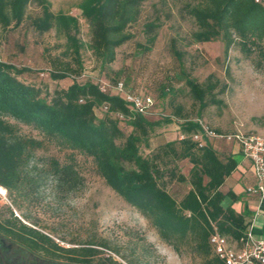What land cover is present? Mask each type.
I'll use <instances>...</instances> for the list:
<instances>
[{"label": "rangeland", "instance_id": "1", "mask_svg": "<svg viewBox=\"0 0 264 264\" xmlns=\"http://www.w3.org/2000/svg\"><path fill=\"white\" fill-rule=\"evenodd\" d=\"M85 1L33 0L20 26L0 25V62L21 70L18 79L39 88L47 100L74 82L101 81L111 86L122 81L128 92L152 97L154 108L145 116L158 123L149 141L140 144L145 156L167 141L182 138L181 124L188 119H199L219 132L264 133V68L256 66V56L245 57L238 46L225 56L221 40L196 43L192 35L197 27L183 11L185 0H146L129 29L133 40L117 50L116 61L107 67L91 48L90 20L82 9ZM51 17L56 26L50 31L40 32L34 26ZM79 63V76L52 78V73L63 72L65 64L78 68ZM187 79L213 85L209 98L222 103L202 107ZM96 114L104 116V107L97 106ZM5 119L19 133L44 142L22 168L23 182L18 187L0 184V215L15 220L17 229L22 225L48 236L52 244L45 247L65 260L69 254L53 245L64 250L95 248L98 254L92 261L96 264L109 257L116 264L206 263L188 241L180 255L169 247L151 223L99 175L92 157L60 146L33 125L10 116ZM118 119L124 132L130 133L127 121ZM208 141L220 153H231L234 143L221 138ZM54 159L78 173L73 186L52 173ZM179 165L185 174L192 166L187 159ZM168 189L180 198L189 184L173 182Z\"/></svg>", "mask_w": 264, "mask_h": 264}, {"label": "trees", "instance_id": "2", "mask_svg": "<svg viewBox=\"0 0 264 264\" xmlns=\"http://www.w3.org/2000/svg\"><path fill=\"white\" fill-rule=\"evenodd\" d=\"M32 2L0 0V25L4 29L20 26ZM145 2L85 1L82 9L90 20L91 48L105 67L116 61L120 47L133 40L129 29L138 21ZM183 11L197 27L192 35L196 43L221 40L225 56L238 46L245 57L256 56V66L264 68V0H185ZM55 22L51 17L35 22L34 26L40 32H47L56 26ZM81 68L80 63L78 68L65 64L63 72L52 73V78L79 76ZM21 72L0 62V184L8 189L18 187L23 182L22 168L28 165L33 152L44 145L43 140L19 133L16 126L5 119L10 116L33 125L60 146L92 157L97 172L106 183L136 208L178 255L181 246L188 241L193 253L206 259L205 264H224L210 245L215 229L229 243L239 242L248 231L245 217L232 207L237 195L232 190L224 192L221 189L238 162L231 154L220 153L207 138L203 144L193 139L192 135L201 131L198 121L185 120L181 124L184 138L167 141L145 156L140 144L149 141L158 122L134 111L121 95L113 90L104 93L93 82H74L65 91H55L51 100H47L39 88L18 79ZM186 82L193 98L202 107L222 103L213 96L209 98L213 85L202 86L193 79ZM105 105L109 109L104 116L98 117L96 107ZM118 117L132 127L130 133L124 132ZM184 159L192 165L188 174L179 165ZM52 173L61 183L72 186L78 176L71 165L61 164L56 159ZM173 182L188 183L189 189L176 198L168 189ZM17 231L26 234L20 236L21 240L29 241L40 250L52 244L48 236L25 226ZM53 246L79 262H89L98 254L92 247L64 250ZM99 264L116 263L109 257Z\"/></svg>", "mask_w": 264, "mask_h": 264}, {"label": "built area", "instance_id": "3", "mask_svg": "<svg viewBox=\"0 0 264 264\" xmlns=\"http://www.w3.org/2000/svg\"><path fill=\"white\" fill-rule=\"evenodd\" d=\"M260 1L256 0V2ZM98 85L104 93L113 90L121 95L136 112L147 114L154 108L155 102L152 97L128 92L122 81L113 86L105 81H101ZM104 109L108 110V105H105ZM196 121L200 123L201 131L194 133L192 137L200 144L205 143L206 138H221L239 145L242 154L250 160L256 179V183L248 186L247 191L257 195L261 200L264 199V133L242 130L219 132L199 119ZM184 137L185 135L182 134V138ZM210 245L215 256L224 264H264V239L254 237L252 226L246 232V236L235 243H229L228 239L215 229L210 237Z\"/></svg>", "mask_w": 264, "mask_h": 264}, {"label": "crops", "instance_id": "4", "mask_svg": "<svg viewBox=\"0 0 264 264\" xmlns=\"http://www.w3.org/2000/svg\"><path fill=\"white\" fill-rule=\"evenodd\" d=\"M231 154L238 162L237 168L228 176L221 186L224 192L232 190L237 199L232 202V207L245 217L248 230L252 226L256 239H264V199L247 191V187L256 183L254 170L237 143L230 144Z\"/></svg>", "mask_w": 264, "mask_h": 264}, {"label": "flooded vegetation", "instance_id": "5", "mask_svg": "<svg viewBox=\"0 0 264 264\" xmlns=\"http://www.w3.org/2000/svg\"><path fill=\"white\" fill-rule=\"evenodd\" d=\"M20 236L26 234L17 231V222L0 215V264H96L92 261L95 256L89 262L71 260L72 255L65 260L49 254L47 248L40 250L21 240Z\"/></svg>", "mask_w": 264, "mask_h": 264}]
</instances>
